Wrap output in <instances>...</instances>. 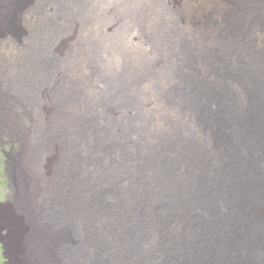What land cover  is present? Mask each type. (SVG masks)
Returning a JSON list of instances; mask_svg holds the SVG:
<instances>
[{"label":"bare ground","instance_id":"obj_1","mask_svg":"<svg viewBox=\"0 0 264 264\" xmlns=\"http://www.w3.org/2000/svg\"><path fill=\"white\" fill-rule=\"evenodd\" d=\"M63 1L57 0L56 7L48 9L50 20L38 21L39 25L34 29L36 33L33 32L37 38L35 48L21 40L17 58L23 66L19 61L11 62L15 65L14 70H9L10 67L8 70L15 77L13 92L21 94L28 91V79L24 76L27 70L41 74L42 77L37 76L34 80L36 86H42V81L50 76L46 81L51 84L49 88L54 87L59 76H64L67 84L57 94L65 97V103L72 110L65 105L63 113L58 116L56 107L59 106L52 102L49 111L52 107L55 110L47 120L48 107L43 106L47 103L44 98L47 90L41 94L43 101L40 105L35 102L36 108H31L33 95H37L36 88L28 92L31 96L27 98L32 102L18 105L17 100L0 87V130L13 135L14 130L20 128L27 134L22 140L26 143L21 155L24 161H17L15 169L16 185L19 183L20 186V191H15L18 192L16 200L26 213L25 220H30L34 227L29 236L27 228L18 232L19 241L23 235L28 236L27 246L22 247L23 258L28 254L27 259L32 264H264V50L252 47L251 40L246 37L247 30L240 28V22L244 24L243 19L239 17L237 25L228 22L231 19L223 21L230 27L232 25V32L224 29L228 35L223 38L227 39L211 47L208 58L213 61L202 60L203 66L208 63L211 75L205 74L203 66L198 69L197 59L183 42L187 39L177 40L181 35L175 26L161 42L166 52H156L165 57L161 65L168 64L169 70L166 78L156 82L155 87H143L151 74L156 78L155 71L145 72L147 68L142 65L138 72L129 76L127 68L119 64L112 68V72H106L104 66L98 67L93 72L95 84L89 85L88 82V86H84L87 83H84L85 79L89 77V58L94 55L93 51L85 43H79L80 51L76 53L73 49L74 54L71 49L60 52L57 45L74 33L68 27L72 23L77 24L80 9L91 7L100 15L103 9L120 3L108 16L102 33L105 37H115L113 27L117 22L122 21L128 26L131 23L133 16L127 10H123L124 13L121 10L126 6L130 9L133 0ZM161 1L180 4V0ZM196 1L200 5L191 10L193 20L196 13L216 11L228 3V0ZM12 2L0 0L1 22L7 21L5 8ZM253 3V7L259 8L258 0ZM260 4L263 5V0ZM21 7L17 6L15 12L13 9L8 20L10 27L7 31L15 38L21 35L14 26L19 20ZM217 13L221 19L219 10ZM242 14L239 12L238 16ZM26 19L24 16V21ZM31 26L32 22L28 24ZM132 30L127 31L129 41H132ZM7 31L1 24L0 36ZM127 35L124 32V38ZM258 41L261 42V37ZM76 44L74 42L71 47H76ZM82 48L85 51L81 52ZM110 48L116 51L115 45H110ZM124 50L115 58L120 60ZM232 52H241L240 58L233 60L227 69L220 62H226L229 56L228 61L233 59ZM65 53L67 57L76 56V61L82 66L73 69L72 73L65 70V61L62 64L67 59L62 58ZM152 59L156 61V56L146 60L152 64ZM233 68V71L240 72L236 80L239 94L235 93L238 89L233 92L225 88L228 87L225 80L229 79L226 74L232 75ZM97 79L103 82L100 88L97 87ZM151 91L155 92L161 107L168 111L159 126L155 120L157 111L144 106ZM93 92H98L96 98H93ZM19 106L25 108L27 116L36 117L32 127L26 128L22 124L17 111ZM44 114L46 120L41 122ZM69 122L70 125L67 124ZM71 126H75L78 133L72 134L70 139L66 130ZM33 137L35 144L31 145ZM71 144L73 151L65 158V148ZM37 154L44 158L54 157L51 171L46 172V176L42 170L35 174L32 169H37V166L35 162L31 164L30 159ZM91 163L93 167L90 168ZM25 167L34 174L33 180ZM42 168L45 169V165ZM57 170L61 173L57 180L61 182L66 179L62 176L66 172L69 174L66 190L63 189L64 182L61 183L63 196L44 214L41 208L35 210L36 207L27 203L25 186L30 179L29 193L38 195L39 190L48 185L42 178H50ZM71 170L74 172L70 173ZM55 183L48 185L50 202H55L58 195ZM70 188L79 193V201ZM68 205L70 208L61 210ZM37 228L45 234L40 239L36 236Z\"/></svg>","mask_w":264,"mask_h":264},{"label":"rangeland","instance_id":"obj_2","mask_svg":"<svg viewBox=\"0 0 264 264\" xmlns=\"http://www.w3.org/2000/svg\"><path fill=\"white\" fill-rule=\"evenodd\" d=\"M246 1L247 0H228V3H227L228 6L227 5L226 6L221 5L219 8L216 9V11L215 10L214 11L208 10V12H203V14H201V15H200V13H196V15L194 16L195 20H193L192 19V16L194 15L193 11L195 10L197 5H200L196 0H180V4L176 3L173 5L171 3H162L161 0H159V1L158 0H133L132 6H130L131 7L130 9H127V6H126V9H125V7H123V9L121 10V13H124V11L127 10L129 12V15L133 16L131 18L132 24L130 23V25L128 26L126 24L123 25L122 21L117 22V25L115 26V28L113 27V29L115 30V37H112V38L111 37H105L104 35H102L103 29H104V24H106V20L108 19V16H111L112 12L115 11V8L120 3H117L116 4L117 6L115 5L114 7H111V8L108 7L106 9H103L102 14H100V15L96 14V13H98L97 9L94 10L91 7H84L83 10L80 9V11H79V16H78L79 21H77V24H76L77 26L74 25V23H72V25H70V27H68V29L71 31H74V33L71 32L72 35L70 37H68L62 43L57 45V49L60 52L65 51L67 49H71V51L74 54V50L76 53H78L80 51L79 50V48H80L79 43H85V45L88 46V49L90 48V50L93 51L95 57H94V55L91 54V56L89 58V64H90V69L88 68L89 77H87V79H85L84 83L87 82L86 83L87 85L84 84V86H88V82H89V85L95 84V79H94L95 76L93 75V72H95V69H98V67L104 66L106 68V70H105L106 72H112L111 70H112V68H115V66H119V65L125 66L127 68L126 71H127L128 75L131 76V75H134L136 72H138V67L141 68L143 65V67L147 68V69H145V72L148 70L156 72V78H153L154 75L151 74L150 77L147 78L148 80L145 81L143 87L144 88H145V86L151 87V85H153L155 87L157 84L156 82H158L159 80H161L163 78H166L167 71L169 70V68L167 67L168 64H165L164 67H162V65H161L165 61V57H161L156 52H158L159 50H162L161 53L165 51L164 46L162 45L161 42L165 41V38H166L165 36L170 35V33L175 28V26L177 27L176 31L178 30V32H180L179 34L181 35L180 38H178L177 40H182L183 37L185 40L187 39L186 41H183V42H185L184 44L187 46V50L189 49L190 53H193L194 57L197 59L196 63L198 65L197 66L198 69H199V66H203L204 60L209 59L210 61H213L211 58H208L210 56L209 53H211L210 52L211 47H213L214 44L220 45L222 40L227 39V38H223L225 35L226 36L228 35V33L225 30H227L228 32L229 31L232 32L231 23H230V25H231V27H230L229 25H227V22L226 23L223 22L224 20H227V19H231V20H228V22H232L233 25H237V23L239 21V17L241 20L243 19L242 22L244 21V24H241V22H240V28L245 30V31L247 30L246 31L247 32L246 37H248V39L251 40L252 47L253 48L256 47L257 49L261 48V50H264V22H263L264 21L263 20L264 19V12H263L264 11V0H263V5H261L260 0H258L259 8L253 7L255 4V3H253L254 0H248L247 2ZM56 2H57V0H13V2L11 4H8L7 8H5V18H7V21L6 22L0 21V25L2 24V26L7 31V28L10 27L8 24V20H9V17L11 16L10 14H11L12 10L14 9V12H15L17 6H19V5L22 6L20 8V12H19V20L17 21V24L14 25L16 27V29L20 30L21 35L19 34L20 36H18V37L16 36V38H15L14 35H12L10 32L7 31L6 33H4L3 35L0 36V72H1L0 73V83H1L0 87L6 93H8L10 96L14 97L17 100L18 103H16V104H18V105L21 103H24V102L25 103L32 102V101H29L27 98V97L30 98V96H31V95H28V92L31 90H35V88H36L37 91H35V93H37L38 96L36 94L33 95L34 98H33V104L30 106L31 108L34 106L35 102H39V105H40V102L43 101V96H41V94L43 95L44 90H47V95L44 96V98L47 99V103H46V101H44V104L46 103V105H43L44 108L48 107V108H46L47 120H49L50 115L51 116L53 115L52 110H55L52 107V109L49 111V106L52 102H54L55 105L59 106V108H57L55 106L56 110L58 112V116L61 115V113H63L62 110H63V107L65 105H66V107L70 108L69 105H67L65 103L66 102L65 97L61 98L57 94L58 90L60 91L61 88L67 84L66 78L64 76L60 75L59 79L54 84L55 86L49 88V86L51 84H50V82H47V81L49 80L50 76H47L48 79L47 78L44 79L45 81L47 80L46 83H45V81H42V83H44V84L41 83L42 86H36L34 80H36L37 76L42 77L41 74L39 72H32V71L27 70V75H24V76H27V79H28V91L24 94L15 93V92H13L14 87H16V86H14L15 82L13 80L15 77L11 73V71L14 70L15 65H12L10 63L19 61L17 56H19L18 50H19V48H21V40H23V41L25 40L26 44L32 45L35 48V43L37 42L36 41L37 38H35L36 36H34V34H33V32L36 33V31L34 29H35V27H37V25H39L38 21H42L44 19L50 20V18L47 16L50 15L51 12H49L48 9H50V7H53V6L56 7ZM64 2H65V0L63 1V3ZM77 2L79 3V0H77ZM26 3H29L30 5L26 6ZM78 3H76L77 6H79ZM137 4H138V6H137ZM23 7L26 10V12H25V10H22ZM163 7L165 10L164 12H163ZM185 7H189V8H185ZM237 7L238 8L240 7L241 9H238ZM191 10H193V11H191ZM218 10H219V13H221V15H222V17H221L222 20L219 19L220 15L216 16L218 14L217 13ZM250 10L252 12H250ZM260 10L262 12H260ZM43 11H44V13H43ZM61 11L62 10H60L59 12H61ZM257 11H259L261 14ZM239 12H242L243 16L242 15L238 16ZM107 13H109V14H107ZM136 13H138V14H136ZM152 14H154V15H152ZM135 15H137V16H135ZM24 16L27 18L25 21H24ZM143 16H144V18H143ZM190 16H191V20H190ZM245 17H246L247 22L245 21ZM15 20H16V15H14L13 21H15ZM101 20H102V26L100 28L99 25L101 23ZM133 21H135V23ZM190 21H191V23H190ZM31 22H32V26L28 27V24ZM155 22H156V24H155ZM255 22H256V24H255ZM159 24H160V26H159ZM245 24H248V25H245ZM64 26H66V25H64ZM162 26H163V28H162ZM99 28H100V30H99ZM126 28H128V29H126ZM131 29H133L131 31L132 32V34H131L132 41H129L127 31H130ZM124 32L127 35V38H124ZM186 32H188V34ZM189 32H191V33H189ZM23 36H24V38H23ZM158 36H159V38H158ZM254 36H256V38L261 37V42L258 41V38L256 39ZM240 37L243 38V36H240ZM150 40H152V41H150ZM74 42L77 43L75 45L76 47H74V46L71 47V45L74 44ZM140 42L141 43L143 42L142 45ZM150 44H153V46ZM160 44L162 46H160ZM110 45H115V48H116L115 50L117 52L116 51L114 52L113 49L110 48ZM197 45H199L198 46L199 48L197 47ZM100 46H102V47H100ZM182 47H184V45H182ZM235 47H236V45H235ZM24 48L27 50L29 49L26 46ZM140 48H141V50H140ZM102 49H104V50H102ZM156 49H158V50H156ZM10 50H11V52H10ZM83 50L85 51V49L82 48L81 52ZM108 50L112 51V52H109ZM121 50H124L123 55H122L123 59L121 58L119 60V59L115 58V56H119V52H122ZM217 51L220 52V50L218 48H217ZM205 52H207V54H205ZM125 53H126V55H125ZM240 53L241 52H238V53L232 52L231 56L233 59L228 61V59L230 58V56H229L227 61L223 62V63L220 62L221 63L220 65H223L225 68L230 69V66L233 64V62L237 61L240 58L239 57ZM73 54L70 56L71 58L69 56L67 57L66 53H65V55H62V58H64V59H65V57H67V59L62 61V64L65 61L63 64V68L65 70H67L69 73H72L73 69H77V67L79 69V66L80 67L82 66V63H81V65H79L78 61H76L77 57L74 56ZM130 54H131V57L133 55L132 58L130 57ZM185 54L187 55V51ZM236 54H238V55H236ZM241 55L246 56L248 54H241ZM155 56H156V61H154L152 59L153 60L152 64H151L150 60H146L149 58H154ZM168 58L169 57H167V59ZM58 61H60V60H58ZM166 61H168V60H166ZM121 62H123V63H121ZM18 63L23 66V64L21 63V60ZM148 64H150V66ZM207 64L208 63H206V65L203 66L204 72L206 70L205 74L211 75V68H207ZM210 64H212V63H210ZM155 66H156V68H155ZM133 67H134V69H132ZM8 68L11 71H9ZM233 70H234V68L232 69V72H231L232 75L228 74V73L226 74L229 79L225 80V82L227 83L229 88L225 87V86H223V87L230 89L233 92H235V89L236 90L238 89V92H235V93L239 94L240 88H237L239 86L237 85L238 83L236 80H238V77L240 76V72L239 71H233ZM158 71H160V72H158ZM90 72H91V75H90ZM236 72H237V74H236ZM97 73H98V71H97ZM51 78H53V77H51ZM98 79H99V77H98ZM98 79H97L96 83H97V87L100 88L101 86H103V82L98 80ZM218 80H220V79H218ZM85 89H86V87H85ZM41 90H42V92H40ZM38 93H40V94H38ZM97 93L98 92L92 93L93 98L97 95ZM149 94L155 95V92L151 91V92H149ZM147 95H148V93H147ZM151 95H149L150 98L145 99L146 105L144 104V106H147L150 108L152 107V109L157 111L158 117L155 118V120H156V125L158 122V126H159V125H162L161 122L163 123L165 118L167 117V116H165V113H168V111L165 110L166 107H163V106L161 107L159 101L156 99L157 98L156 95L153 98L151 97ZM51 96L53 98H51ZM16 97H18V98H16ZM55 97H56V99H55ZM246 97H245V99H246ZM38 98H39V100H38ZM42 104H43V102H42ZM18 105H16V106H18ZM39 105L37 107H39ZM154 105H155V107H154ZM60 106L62 107V109ZM33 108H36V106H34ZM24 109L25 108H23L22 106H19L17 108V111L20 112L22 124L24 126H26V128L32 127V125L35 124L37 121L36 117L30 116V115L27 116L25 114L26 111ZM40 110H41V108H40ZM131 111H133V110H130L129 112H131ZM158 118L160 121L158 120ZM13 120L18 124V121L15 118H13ZM41 120H42L41 122L46 120L45 114L42 116ZM67 124L70 125V122ZM72 127L73 126H71V128ZM71 128L69 130L68 129L66 130L70 139L72 138V134L78 133V132H76L75 126H74V128H72V129ZM26 136H27V134L23 130H21L20 128H16L13 132V135H12V132L10 134L6 131L4 132V130L3 131L0 130V264H10V263L11 264H32L27 259L28 254H25L26 258H23L22 247L27 246L26 242L28 241V236L30 235L29 233H31L34 230V227L32 226L30 220H28V219H27L28 221L25 220L26 213H24L22 211V205H21V207L19 206V203L16 200L18 192L17 193L15 192V191H20L19 183H17V185H16L15 169L17 167L16 166L17 161H24V156L22 157L21 155H23L24 149L26 147V143L22 142V140L24 138H26ZM34 137H35V135H34ZM34 137L32 138L31 145L35 144L34 143L35 142ZM55 138H56V135H55ZM69 148L68 149L65 148V151H64V157L65 158L70 156V153L73 151V145L71 144V146ZM32 149H33V147L30 148L31 151H32ZM53 150H54V148H53ZM68 150H70V151H68ZM80 153H83V150L80 151ZM53 158H54L53 156H51V157L48 156L47 158L46 157L44 158L42 155H39V154H37V156L32 157V159H30V161L32 162L31 164H34V162H35L34 165L37 166V169L35 167H32L35 174L40 172V170H42V173L45 176H46V172L49 171V173H50ZM43 164L45 165V169L42 168V166L44 167ZM92 164L93 163H91L90 168L93 167ZM46 166L50 170H48L46 168ZM25 171L28 174V176L33 180L32 176L34 174H32L30 171H28L26 169V167H25ZM71 172H74V171L71 170L70 173ZM60 174L61 173H59V170H57V171L53 172V174L51 175L50 178H48V177L42 178L48 182L49 186H51V184H53V182L56 181L57 184L55 183L54 186L57 188V194L58 195L56 196V198L54 200L55 202L49 201V200H51V192L49 190L48 185L45 188L40 189L38 195L32 196L30 194L31 192L29 193V190L31 189V186H30L31 180L29 179L26 186H25L27 203L30 204L33 208L36 207L35 210H37V208L38 209L41 208L44 211V214L46 211L49 210V208H52L57 203V201L59 199H61V196H63L62 191H61L62 190L61 183L64 182V184H63L64 188L63 189L66 190L65 182H66L67 176L69 174H68V172H66L62 176L63 179L66 177L65 181L63 180L62 182H61V180H57L60 177ZM40 175H41V173H40ZM23 177L26 178L25 175ZM70 191H71V193H73V195H75V198L78 196L76 199H77V201H79V193L75 192L72 188H70ZM64 193H65V191H64ZM27 203L25 202L24 204H27ZM66 208H70V206L68 205V206L62 207L61 210L66 209ZM46 209H48V210H46ZM24 228L29 229L28 230V236L26 238L23 235L19 241L20 236H19L18 232H23ZM42 235H45V234L42 231H40L39 228H37L36 229V236L40 239V237ZM18 245H19V247H18Z\"/></svg>","mask_w":264,"mask_h":264}]
</instances>
